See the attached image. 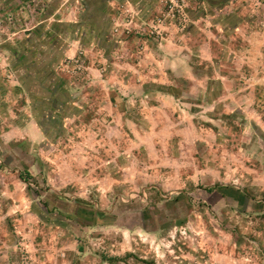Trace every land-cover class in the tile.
<instances>
[{"label": "rangeland", "instance_id": "374dc122", "mask_svg": "<svg viewBox=\"0 0 264 264\" xmlns=\"http://www.w3.org/2000/svg\"><path fill=\"white\" fill-rule=\"evenodd\" d=\"M52 1L0 0L10 66L25 21L66 27L54 71L78 109L63 131L28 112L23 139L0 133V264H264V0H157L148 18L107 0L108 60L85 0ZM153 44L189 60L158 66Z\"/></svg>", "mask_w": 264, "mask_h": 264}, {"label": "crops", "instance_id": "0c3cea01", "mask_svg": "<svg viewBox=\"0 0 264 264\" xmlns=\"http://www.w3.org/2000/svg\"><path fill=\"white\" fill-rule=\"evenodd\" d=\"M59 1L60 0H53L51 4H49V10L56 8ZM156 1L157 0H141L137 3L143 17L148 18L154 15L156 11ZM2 4L6 7L9 5L5 1L2 2ZM81 5L84 7L85 13L83 19L85 25L83 27L91 29V37L96 40V45L98 46L96 47L102 51L101 56L105 60H108L111 56V52L115 50L116 46L112 41L110 32L109 18L112 12L108 7L107 0H85ZM36 20L37 19H30L28 20V24H26V21L24 22L26 26L33 22L31 26L27 27L26 34L23 32L18 33L17 31L16 43L18 45L11 51V57L14 58V62L17 60L16 65L14 63L10 66L7 63L9 57L8 52L0 47V122L2 124L0 133L1 135L5 134L11 138L15 136L13 138L15 142L24 138L25 129L34 122L31 118V114L28 112L34 113V117L37 118L36 123L41 128L43 127V133L45 135L52 134L54 129L61 126L53 119V122H50L45 116V114H49L50 107H52L51 105L54 104L55 101H57L59 105L62 106L63 110L67 111V114L71 116V111L66 109L68 101L65 98V94L68 95V83L66 86H61V89L65 91L63 95L56 94L54 85L59 83L58 77L60 79L62 77L58 76L54 70L57 64L64 58L63 55L67 58H71L76 51L73 48H68L63 53V51L61 52L60 49L57 48V46L62 43L65 35H67L65 30L66 27H60L59 29V27L50 24L45 27H39V31H34V29L38 27L36 25L39 24ZM71 21V19H66L63 22L66 24ZM56 23L59 24L58 22ZM154 45L155 44H153V46ZM166 48L167 45L165 46V44L162 47H158V45H155L154 48L149 47V55L158 66H166V68L176 70L174 69L175 66H182V64H184L185 61H182V59H185L186 55L180 56L179 53L168 52ZM176 50L179 49L176 48L175 51ZM6 59L7 61H4ZM186 59L189 60V58ZM188 63L189 62H186L185 66ZM6 64L9 65V67ZM130 65H132V63ZM185 66L183 65V69H185ZM16 68L20 69V72L17 74L15 82L10 86L6 85L2 77L3 74L9 73L10 71L13 72V70L16 71ZM156 68L157 67L152 70L151 67L150 70L154 72ZM155 72L154 75L159 73L158 71ZM180 76H182V74ZM148 78L157 84H171L169 78L168 80L157 78L156 76ZM186 79L193 80V77H187ZM162 86L163 85H160L159 88H163ZM56 98L57 100H55ZM22 116L23 118L26 117L27 120H24ZM63 120H61V124ZM48 125L51 129L49 131L46 129Z\"/></svg>", "mask_w": 264, "mask_h": 264}, {"label": "trees", "instance_id": "16d2710c", "mask_svg": "<svg viewBox=\"0 0 264 264\" xmlns=\"http://www.w3.org/2000/svg\"><path fill=\"white\" fill-rule=\"evenodd\" d=\"M62 62H64L65 64L67 63L68 65H70L72 63V62H70L69 60H67L65 58L62 59ZM58 81H59V83L54 85V91H55L56 94L63 95L65 93V91H64V89H61V86L62 85L66 86L68 81L64 77H62L61 79L58 77ZM65 95H67V94H65ZM55 100H57V98ZM51 106L52 107H50L49 114H45V116L47 117L48 120H50V122H53L52 121V119H53L60 126L61 125V120H63L65 117H68L67 116L68 115L67 111L63 110L62 106H60L57 101H55L54 104H52ZM75 111H78V109H76L74 107L71 112H75ZM219 189H221V190L227 189L228 190V188H226V187H219ZM213 190H214V188L207 189V191H209V192H211ZM231 191H232L231 196L234 197L239 203H241L242 200H243L242 199L243 197H242L241 193L239 191L233 190V189H231ZM79 251H81V247H79ZM127 256H129V255H127ZM100 257H101V261L103 263H107V264H114V262L122 260L121 258H116V257H107L106 258L103 255L100 256Z\"/></svg>", "mask_w": 264, "mask_h": 264}]
</instances>
